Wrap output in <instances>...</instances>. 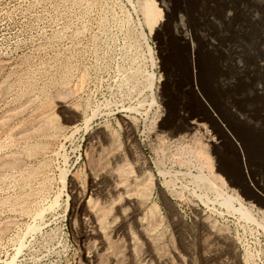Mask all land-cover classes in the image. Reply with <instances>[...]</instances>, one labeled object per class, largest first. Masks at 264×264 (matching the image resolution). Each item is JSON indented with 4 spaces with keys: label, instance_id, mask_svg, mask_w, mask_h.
<instances>
[{
    "label": "rangeland",
    "instance_id": "rangeland-1",
    "mask_svg": "<svg viewBox=\"0 0 264 264\" xmlns=\"http://www.w3.org/2000/svg\"><path fill=\"white\" fill-rule=\"evenodd\" d=\"M154 1L0 0V264H264V0Z\"/></svg>",
    "mask_w": 264,
    "mask_h": 264
},
{
    "label": "bare ground",
    "instance_id": "bare-ground-1",
    "mask_svg": "<svg viewBox=\"0 0 264 264\" xmlns=\"http://www.w3.org/2000/svg\"><path fill=\"white\" fill-rule=\"evenodd\" d=\"M161 5H162V3H161ZM142 11H143V13H144V15H145V20H146V22H147V24L148 25H150V26H152L153 28L156 26L157 28H156V31L159 29V27L161 26H165L166 24H167V22H168V20H169V13H168V11H166L165 10V13H164V17H165V19H167L166 21H164V22H162V20H163V18H162V12H161V9L157 6V3H156V1H154V0H142ZM178 28L179 29H177L176 31H175V35L179 38L178 40H181L182 42H183V44L185 43H190V41H191V37H190V35L189 34H186V31L184 30V28H183V24L182 23H179L178 24ZM192 44V43H191ZM189 45V49H190V54L191 55H189V56H191V58H192V55H193V50H194V47H193V45ZM192 75H193V78L196 76V72L194 71V69L192 70ZM204 104H205V102H204ZM205 107L207 108V112L209 113V115H210V117L213 119V120H215L217 123H219V119H218V117L216 118L215 116H214V111L210 108V107H208L206 104H205ZM46 117V116H45ZM43 118V117H42ZM50 119V116H48V117H46V119H42L43 121L41 122V119L39 120L40 122V124H39V129L42 131V129L43 130H45L46 132L49 130V128L50 127H52L51 128V130L53 129H55L54 127H55V125H54V120H53V118L51 119V121L49 120ZM52 123H53V126H52ZM32 125V124H31ZM224 126V125H223ZM222 127V126H221ZM225 129H223V132L225 133V134H227L228 136H229V134L233 137V135L228 131V129L226 128V127H224ZM41 131H39V132H41ZM43 132V131H42ZM234 138V137H233ZM238 145L237 146H235L236 148H237V151H238V153H239V155H240V157H241V159H242V168H243V173H244V175H245V182L247 183V186L249 187V189H250V191L255 195V196H257V197H260V195H258L257 193H259L256 189H255V187H254V185H252L253 183V181L250 179V177H249V174H248V170H247V167H246V163H245V161L243 160V156H244V154H243V150H242V148H241V146L239 145V143H237ZM37 145V144H36ZM39 145H41V144H39ZM38 147H40V146H38ZM38 147L36 146H34V147H32V149H29L30 151H27V152H29V153H31L32 154V152H31V150L33 151V153L35 152V151H37V149H38ZM45 147V146H44ZM200 149H202L201 147H200ZM205 151V150H204ZM204 151H202V150H199V156L201 155V157L202 158H205L204 159V161L206 162L205 164H207V167L206 168H208L209 166H211L212 164H211V162L209 161V155L207 156L205 153H204ZM57 152V151H56ZM196 152V151H195ZM180 158V157H179ZM199 159H201V158H199ZM202 160V159H201ZM6 163V162H5ZM6 164H8V166L10 165V166H13L14 167V164H16V163H14V161H8ZM204 164V163H203ZM7 166V165H6ZM60 169V168H59ZM218 170H219V167L217 168ZM65 170V169H64ZM63 169H61V170H59V177H60V179L62 180V182H64L65 181V179H66V175H65V171H64ZM211 170V169H210ZM34 171V170H33ZM207 177V176H206ZM218 178L220 179V180H222V182H223V179H222V177H220V176H218ZM204 180V179H203ZM225 182V181H224ZM230 183H231V181H229ZM239 182H240V180H239ZM241 183V182H240ZM239 183V184H240ZM244 185V184H243ZM246 185V184H245ZM142 190H144V189H142ZM140 193V192H139ZM237 193V192H236ZM142 194V193H141ZM226 200H225V204H226ZM228 205V204H227ZM154 209V208H153ZM105 210V209H104ZM107 211V210H106ZM105 214V212H100L99 213V211H98V213L96 214V216H98L97 217V221L99 220V222H100V225L101 224H103V215Z\"/></svg>",
    "mask_w": 264,
    "mask_h": 264
}]
</instances>
